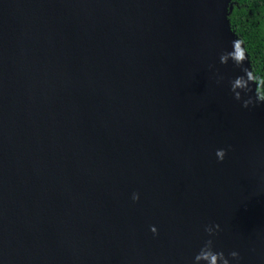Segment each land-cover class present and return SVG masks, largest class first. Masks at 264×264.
I'll return each mask as SVG.
<instances>
[{
  "label": "water",
  "instance_id": "1",
  "mask_svg": "<svg viewBox=\"0 0 264 264\" xmlns=\"http://www.w3.org/2000/svg\"><path fill=\"white\" fill-rule=\"evenodd\" d=\"M227 1L0 0L4 264H191L213 223L264 264V103L228 91Z\"/></svg>",
  "mask_w": 264,
  "mask_h": 264
},
{
  "label": "clouds",
  "instance_id": "2",
  "mask_svg": "<svg viewBox=\"0 0 264 264\" xmlns=\"http://www.w3.org/2000/svg\"><path fill=\"white\" fill-rule=\"evenodd\" d=\"M230 50L222 51L218 55V63L221 66L231 64L233 69L239 70L238 75L228 80V91L232 95V99L240 104L243 109H250L258 104L264 103V79L257 77L247 64V48L244 46L242 38H234L230 41ZM248 65V64H247ZM212 70L214 82L220 85L223 82V76L220 75L213 66H209ZM255 84V88L250 86ZM251 92V95L249 93ZM226 150L218 148L214 151L215 159L218 163L224 160ZM139 196L136 192L131 194V201L135 203ZM220 230L218 224L205 225L203 232L206 239L203 240L196 254L192 257L191 264H240L241 257L235 250L228 252L227 257L221 251H214L213 239L215 234ZM148 231L153 237L157 235V228L149 225ZM0 264H4L0 259Z\"/></svg>",
  "mask_w": 264,
  "mask_h": 264
},
{
  "label": "trees",
  "instance_id": "3",
  "mask_svg": "<svg viewBox=\"0 0 264 264\" xmlns=\"http://www.w3.org/2000/svg\"><path fill=\"white\" fill-rule=\"evenodd\" d=\"M224 16L231 34L244 40L250 70L264 79V0H228Z\"/></svg>",
  "mask_w": 264,
  "mask_h": 264
}]
</instances>
